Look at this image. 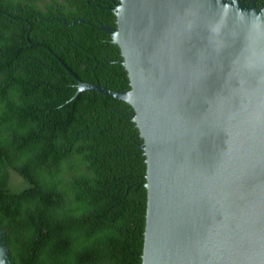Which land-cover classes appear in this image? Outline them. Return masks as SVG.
Here are the masks:
<instances>
[{
  "label": "water",
  "instance_id": "water-1",
  "mask_svg": "<svg viewBox=\"0 0 264 264\" xmlns=\"http://www.w3.org/2000/svg\"><path fill=\"white\" fill-rule=\"evenodd\" d=\"M116 44L129 89L64 71L120 100L142 139L140 264H264V4L119 0ZM83 22L82 19L78 20ZM0 264H10L1 241Z\"/></svg>",
  "mask_w": 264,
  "mask_h": 264
},
{
  "label": "trees",
  "instance_id": "trees-1",
  "mask_svg": "<svg viewBox=\"0 0 264 264\" xmlns=\"http://www.w3.org/2000/svg\"><path fill=\"white\" fill-rule=\"evenodd\" d=\"M113 7L0 0V230L10 264H140L145 163L122 117L132 110L94 91L73 96L63 68L129 89L117 45L98 29H115Z\"/></svg>",
  "mask_w": 264,
  "mask_h": 264
},
{
  "label": "flooded vegetation",
  "instance_id": "flooded-vegetation-1",
  "mask_svg": "<svg viewBox=\"0 0 264 264\" xmlns=\"http://www.w3.org/2000/svg\"><path fill=\"white\" fill-rule=\"evenodd\" d=\"M235 1L241 3V2L246 1V0H235ZM250 1H251V4H252L254 9H259L264 4V0H250ZM110 2H112L113 5L118 4V3H114L113 0H110Z\"/></svg>",
  "mask_w": 264,
  "mask_h": 264
}]
</instances>
